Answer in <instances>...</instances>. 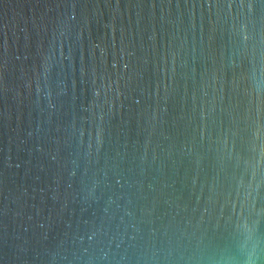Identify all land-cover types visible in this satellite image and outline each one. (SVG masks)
I'll return each mask as SVG.
<instances>
[{
  "label": "water",
  "instance_id": "water-1",
  "mask_svg": "<svg viewBox=\"0 0 264 264\" xmlns=\"http://www.w3.org/2000/svg\"><path fill=\"white\" fill-rule=\"evenodd\" d=\"M0 264H264V0H0Z\"/></svg>",
  "mask_w": 264,
  "mask_h": 264
}]
</instances>
